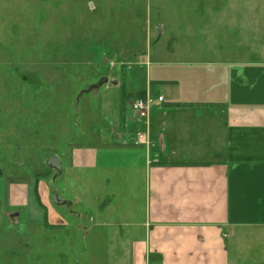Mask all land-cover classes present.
<instances>
[{
	"label": "rangeland",
	"instance_id": "1",
	"mask_svg": "<svg viewBox=\"0 0 264 264\" xmlns=\"http://www.w3.org/2000/svg\"><path fill=\"white\" fill-rule=\"evenodd\" d=\"M220 61L264 66V0H0V264H130L87 248L89 209L77 219L52 203L66 224L39 226L45 161L63 160L64 195L86 175L71 157L87 165L98 145L117 146L140 90L170 95L163 84ZM255 236L239 264H264V230Z\"/></svg>",
	"mask_w": 264,
	"mask_h": 264
},
{
	"label": "crops",
	"instance_id": "2",
	"mask_svg": "<svg viewBox=\"0 0 264 264\" xmlns=\"http://www.w3.org/2000/svg\"><path fill=\"white\" fill-rule=\"evenodd\" d=\"M189 69L184 84H163L172 87L170 95L150 84L137 93L150 90L165 103L146 120L127 109L132 118L117 133V146L98 145L87 165L74 167L71 157L69 171L73 166L86 175L72 178L64 195L57 186L62 163L56 190L49 186L52 198L48 193L46 206L41 203L40 227L66 224L53 205L73 215L54 204L56 192L80 217L89 209L87 248L103 247L102 262H241L251 249L244 250L251 247L247 240L264 230V66L220 61ZM113 186L119 197L109 193ZM76 190L87 196L75 199ZM120 201L125 207L118 208Z\"/></svg>",
	"mask_w": 264,
	"mask_h": 264
},
{
	"label": "water",
	"instance_id": "3",
	"mask_svg": "<svg viewBox=\"0 0 264 264\" xmlns=\"http://www.w3.org/2000/svg\"><path fill=\"white\" fill-rule=\"evenodd\" d=\"M108 82L107 78H102L98 84L91 86V89H98ZM62 159L59 156H54L45 161L48 168L54 171V175L50 180V185L56 190V182L63 176ZM53 202L56 206H65L69 213L80 217V214L72 210L73 202L63 199L58 193L53 194Z\"/></svg>",
	"mask_w": 264,
	"mask_h": 264
},
{
	"label": "built area",
	"instance_id": "4",
	"mask_svg": "<svg viewBox=\"0 0 264 264\" xmlns=\"http://www.w3.org/2000/svg\"><path fill=\"white\" fill-rule=\"evenodd\" d=\"M165 103L163 96H155L151 92H145V95L139 98H136L131 106L133 115L138 120H146L149 117V113L156 105ZM138 144H143L146 140V136L143 133L138 134Z\"/></svg>",
	"mask_w": 264,
	"mask_h": 264
},
{
	"label": "trees",
	"instance_id": "5",
	"mask_svg": "<svg viewBox=\"0 0 264 264\" xmlns=\"http://www.w3.org/2000/svg\"><path fill=\"white\" fill-rule=\"evenodd\" d=\"M144 95H145L144 92H143V93H139V94L136 95V98L142 97V96H144ZM136 98H135V99H136Z\"/></svg>",
	"mask_w": 264,
	"mask_h": 264
}]
</instances>
